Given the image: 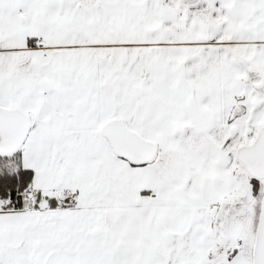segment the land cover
<instances>
[{
    "label": "snow or ice",
    "instance_id": "1",
    "mask_svg": "<svg viewBox=\"0 0 264 264\" xmlns=\"http://www.w3.org/2000/svg\"><path fill=\"white\" fill-rule=\"evenodd\" d=\"M0 264H264V0H0Z\"/></svg>",
    "mask_w": 264,
    "mask_h": 264
}]
</instances>
